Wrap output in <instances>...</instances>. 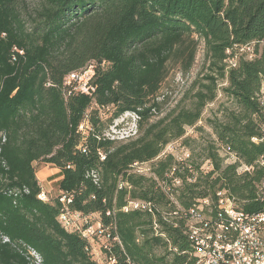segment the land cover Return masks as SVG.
Returning <instances> with one entry per match:
<instances>
[{
  "label": "trees",
  "instance_id": "obj_1",
  "mask_svg": "<svg viewBox=\"0 0 264 264\" xmlns=\"http://www.w3.org/2000/svg\"><path fill=\"white\" fill-rule=\"evenodd\" d=\"M201 46L207 70L191 105L164 110L171 67L189 73ZM89 65L94 90L79 93L67 77ZM221 81L232 105L208 118L217 138L194 146L187 128ZM263 87L264 0H0V264H35L30 250L43 264H196L190 207L217 203L220 191L243 211L264 207ZM126 112L137 115L135 133L108 136ZM177 139L190 156H161ZM38 161L60 169L55 199L39 197ZM146 162L152 175L134 171ZM62 197L71 210L99 214L110 236L67 229ZM136 200L157 209L124 210Z\"/></svg>",
  "mask_w": 264,
  "mask_h": 264
},
{
  "label": "built area",
  "instance_id": "obj_2",
  "mask_svg": "<svg viewBox=\"0 0 264 264\" xmlns=\"http://www.w3.org/2000/svg\"><path fill=\"white\" fill-rule=\"evenodd\" d=\"M230 63L235 64V60L231 59ZM94 76L95 67L89 65L85 69L70 73L66 83L79 93L91 94L94 90ZM262 100L264 101V87ZM0 137L2 143L6 141L4 132L0 131ZM101 158L105 159V155L101 154ZM93 175L98 181L95 172ZM176 182L179 183L178 180ZM217 195V203L204 199L185 213L189 221V236L193 242L196 264H264V207L259 211L246 212L238 209L232 199L226 198L225 192L220 191ZM39 197L48 200L45 192ZM61 201L65 203V207L60 220L67 229L79 230L87 238L110 236L100 221L91 223V215L69 209L71 197H62ZM137 208L150 212L157 209L152 202L136 200L130 201L124 210ZM104 248L110 249V243L104 242ZM30 260L35 264H43V258L34 250H30ZM110 264H115V259H111Z\"/></svg>",
  "mask_w": 264,
  "mask_h": 264
},
{
  "label": "rangeland",
  "instance_id": "obj_3",
  "mask_svg": "<svg viewBox=\"0 0 264 264\" xmlns=\"http://www.w3.org/2000/svg\"><path fill=\"white\" fill-rule=\"evenodd\" d=\"M37 0H28L29 4L32 6L35 5ZM207 67L204 62V48L200 47L196 62L189 73L182 75L179 72L178 68L171 67L169 77L163 88V97L166 95L167 103L164 106V110H168L170 107L175 106L178 102H181L182 106L191 105V92L195 86V81L203 77L206 73ZM228 82L221 81L218 91V96L213 102H209L206 106L201 120L198 122L196 127H188L186 136H191L196 139V142L193 143L194 146H197L201 143L202 139L206 137L217 138L212 127L208 123V118L214 116L221 104L226 106H231L232 101L229 100L223 93L222 88L226 86ZM161 97V98H163ZM102 116L104 119H107L111 116V109L102 110ZM136 118L137 115L133 112H126L117 118L114 123L107 129L108 136H118V137H127L131 134H134L136 131ZM199 127L201 129H199ZM172 153L178 160H184L188 158L191 154V149L183 142V139H177L170 142L164 149L161 156L165 154ZM226 155V154H224ZM160 156V157H161ZM227 162L231 163L236 160V157L232 154L227 157ZM36 175L39 179V182L42 186L43 192H45L48 199H55L59 194V180L62 178L60 176V171H55L54 166L47 164L42 161L34 163ZM203 168L205 170H212V164L210 161H206ZM152 162H146L143 164H137L134 168V171L146 174L148 176L152 175ZM246 166H242L239 171H244ZM100 215L95 213L91 216V222H97ZM93 251L96 254L101 253L102 240H92ZM101 256V255H100Z\"/></svg>",
  "mask_w": 264,
  "mask_h": 264
},
{
  "label": "crops",
  "instance_id": "obj_4",
  "mask_svg": "<svg viewBox=\"0 0 264 264\" xmlns=\"http://www.w3.org/2000/svg\"><path fill=\"white\" fill-rule=\"evenodd\" d=\"M54 170H55V171H60V169H58V168H54Z\"/></svg>",
  "mask_w": 264,
  "mask_h": 264
}]
</instances>
